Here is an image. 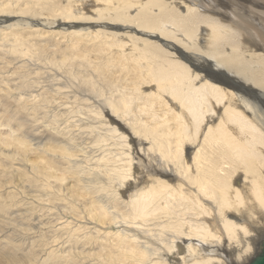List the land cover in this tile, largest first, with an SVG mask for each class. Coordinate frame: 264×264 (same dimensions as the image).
Instances as JSON below:
<instances>
[{
	"label": "bare ground",
	"instance_id": "1",
	"mask_svg": "<svg viewBox=\"0 0 264 264\" xmlns=\"http://www.w3.org/2000/svg\"><path fill=\"white\" fill-rule=\"evenodd\" d=\"M57 1L40 6L78 19L77 0ZM95 2L93 19L128 31L116 61L132 72L85 163L102 192L95 234L112 244L97 263L249 264L264 242V0Z\"/></svg>",
	"mask_w": 264,
	"mask_h": 264
},
{
	"label": "rangeland",
	"instance_id": "2",
	"mask_svg": "<svg viewBox=\"0 0 264 264\" xmlns=\"http://www.w3.org/2000/svg\"><path fill=\"white\" fill-rule=\"evenodd\" d=\"M47 1L0 0V264H98L112 244L95 234L100 206L90 202L102 192L92 188L85 163L102 152L101 123L116 126L107 104L131 82L117 62L119 45L129 43L117 35L128 31L93 19L96 0H77L71 14L78 19L58 22L41 8Z\"/></svg>",
	"mask_w": 264,
	"mask_h": 264
},
{
	"label": "water",
	"instance_id": "3",
	"mask_svg": "<svg viewBox=\"0 0 264 264\" xmlns=\"http://www.w3.org/2000/svg\"><path fill=\"white\" fill-rule=\"evenodd\" d=\"M249 264H264V242L261 252Z\"/></svg>",
	"mask_w": 264,
	"mask_h": 264
}]
</instances>
